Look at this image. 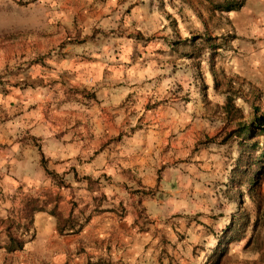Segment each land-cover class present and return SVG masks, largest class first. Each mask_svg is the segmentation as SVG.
<instances>
[{
  "label": "rangeland",
  "instance_id": "1",
  "mask_svg": "<svg viewBox=\"0 0 264 264\" xmlns=\"http://www.w3.org/2000/svg\"><path fill=\"white\" fill-rule=\"evenodd\" d=\"M213 5L210 0L123 3L114 31L135 43L127 70L122 67L134 81L129 132L135 135L125 157L131 170L121 172L120 185L105 192L102 185L110 181L97 165L98 176L79 171L83 157H74L77 170L67 176L34 174L20 185L0 184L1 243L3 221L17 217L23 197L43 196L50 201L46 207L55 201L71 221L88 219L77 232L58 234L54 227L49 237V227L39 234L33 218L32 238L19 251L0 249V264L204 263L214 235L236 209L225 188L237 147L232 140L222 142L234 123L224 118L221 106L228 96L243 120L256 115L254 107L264 108V0H245L231 12ZM192 35L225 38V45L213 54L182 57ZM257 205L264 206V169L243 204L250 220ZM249 234L229 245L228 263L264 264V250L246 243Z\"/></svg>",
  "mask_w": 264,
  "mask_h": 264
},
{
  "label": "crops",
  "instance_id": "2",
  "mask_svg": "<svg viewBox=\"0 0 264 264\" xmlns=\"http://www.w3.org/2000/svg\"><path fill=\"white\" fill-rule=\"evenodd\" d=\"M133 1L0 0V35L17 34L0 37L2 186L43 178L46 170L67 176L78 167L94 177L97 165L110 181L105 192L131 170L125 157L135 135L129 132L134 81L122 67L127 70L135 43L129 34L122 40L114 26L123 3ZM74 157H83L81 166L74 168ZM52 218L34 214L39 234L47 226L51 237Z\"/></svg>",
  "mask_w": 264,
  "mask_h": 264
},
{
  "label": "trees",
  "instance_id": "3",
  "mask_svg": "<svg viewBox=\"0 0 264 264\" xmlns=\"http://www.w3.org/2000/svg\"><path fill=\"white\" fill-rule=\"evenodd\" d=\"M213 8L220 12H231L239 10L245 0H210ZM199 38V43L194 45ZM190 44V49L181 54L188 59L198 58L204 52L213 54L214 48L225 45V38L210 35H192L186 39ZM195 46V47H194ZM255 116L247 120L242 117L238 107H235L231 99L227 96L221 106L222 115L226 120L234 123L232 129L222 139L225 143L232 140L236 144L237 156L233 160L225 191L233 202L236 209L229 215L227 222L214 235L215 243L210 252L206 255L203 264H237L228 263L229 245L239 242L247 230L250 234L246 243L264 250V206L257 205L255 215L250 220L249 212L243 204L247 198L252 196L253 187L257 184L264 169V108L254 107ZM46 173L52 174L46 170ZM55 175L52 176L54 178ZM228 190L230 192L228 193ZM48 201L38 197H27L19 210L17 217H6L3 221V232L6 240L1 243L0 249L6 253L19 251L23 248L28 239L33 236V218L37 212H47L55 218V229L58 234L65 232H77L87 222V217L71 221V216H63L54 206L46 209ZM81 220V221H80ZM28 235V238H27ZM98 262L94 264H98Z\"/></svg>",
  "mask_w": 264,
  "mask_h": 264
}]
</instances>
